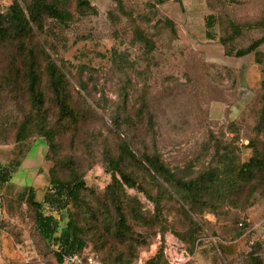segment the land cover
Masks as SVG:
<instances>
[{"label":"rangeland","instance_id":"1","mask_svg":"<svg viewBox=\"0 0 264 264\" xmlns=\"http://www.w3.org/2000/svg\"><path fill=\"white\" fill-rule=\"evenodd\" d=\"M56 1L69 13L68 22L46 17L42 38L38 35L37 40L43 43L44 39L53 59L69 70L73 86L82 83L87 89L78 86L81 97L71 90L76 111L83 112L85 120L78 127L75 149L70 131L60 137L56 166L46 158L45 138L16 142L26 114L33 112L28 86L19 79L24 64L32 60L34 36L0 44V122L4 125L0 134L1 139L14 142L0 147V161L28 158L24 170L31 175L35 173L31 160L40 156L36 165L42 168L34 174L37 186H31L36 201H43L53 170L57 178L69 177L67 160L74 156L87 188L84 198L93 203L99 217L109 210L115 218L110 203H103L113 178L106 155L116 151L119 143L112 118L119 112L122 120L128 115L135 120L134 128H125L134 148L158 154L179 178L197 177L212 166L217 145L228 147L240 164L253 157V144L262 147L258 125L264 112V42L244 56L237 53L264 36V0H163L158 5L123 0L124 9L113 0H91L97 13L81 10L77 0ZM12 3L0 0V9L6 12ZM166 18L176 22L178 38L167 28ZM139 32L153 41L150 54L145 42L135 40ZM41 62L44 68L46 61ZM252 64L260 67L259 86L247 81V66ZM43 79L41 90L48 97L45 75ZM46 108L51 124L62 128L64 122L54 115L57 108L50 102ZM121 137L125 139L122 133ZM128 168L138 173L140 185L153 198L162 195L163 200L158 209L138 188L126 187L122 192L145 217L143 223L134 222L137 244L135 249L123 248L124 264H146L160 247L164 249L160 264H264V182L246 185L239 197L220 200L194 214L169 186L175 201L168 200L142 167L129 164ZM28 188L7 189L0 195V264H59L58 247L42 237L28 208ZM96 237L87 231L86 251L104 258L116 251L99 252L90 241ZM106 238L115 241L112 235Z\"/></svg>","mask_w":264,"mask_h":264},{"label":"trees","instance_id":"2","mask_svg":"<svg viewBox=\"0 0 264 264\" xmlns=\"http://www.w3.org/2000/svg\"><path fill=\"white\" fill-rule=\"evenodd\" d=\"M113 1L124 9L123 0ZM162 1L149 0L147 3L158 5ZM77 4L81 10L88 8L94 13L98 12V8L91 0H77ZM46 17L54 18L65 24L68 22L69 13L61 9L56 0H13L6 12L0 9V44L8 39L15 40L16 38L22 42L25 35L34 36V40L31 42L33 49L30 59L32 60L28 65L24 64V73L19 79L28 86L30 93L28 102L33 112L26 114L27 119L19 129L16 142L19 143L32 136L45 138L49 145L46 158L50 157L51 160L55 161L56 166L62 149L60 137L65 136L70 131L72 134L71 145L75 149L78 127L85 120L84 113L76 111L71 90L81 97L78 86L85 92L87 89L82 83L73 86L74 84L68 75L71 74L69 70L65 65L53 59L44 44V39L43 43L37 40L40 32L44 30ZM211 18L213 17L208 20L209 26L212 24ZM164 21L167 28L178 38L176 22L171 18H166ZM135 40L140 43L145 42L147 54L154 50L153 41L149 40L144 33L139 32ZM263 42L264 36L237 54L244 56L253 50L255 51ZM115 54L118 55V52L115 51ZM37 57L39 59H36ZM42 59L46 61L44 68L41 67ZM43 75L46 76L48 89H50L48 97L41 90ZM4 85L6 87L8 83L5 82ZM261 86H264V82L261 83ZM48 102L57 108L54 115L58 120L64 122L62 128L51 124V116L46 108ZM139 113H141L139 114L140 117L143 112L140 111ZM18 122L19 120L16 123ZM134 122L135 120L130 115L122 120L121 112L112 118V125L115 128L113 132L119 139V143L116 151H109L106 155L107 169L112 173L113 178L107 187V201L103 204L110 203L114 209L115 218L111 217L109 210H106V217L104 214L99 217L93 203L84 198L83 191L87 188L83 175H81L79 167L74 161V156L67 160L69 162L67 167L70 168L68 178H57L55 170L52 171L51 186L45 193L43 201H36L34 189L29 186L26 203L34 214L37 229L42 237L58 247L55 254L59 264H67L71 257L81 256L88 252L85 250L87 231L92 232L93 236H97L95 240L90 241L96 244L99 252L110 254L116 249L107 258L93 253L101 264H119V262L124 264L123 248L131 246L130 249H135L137 231L134 222L143 223L145 217L141 215L132 201L124 198L122 192L126 187L138 188L155 201L158 209L163 197L161 195V199H159L160 196L153 198V195L143 185H140L142 179L138 173L129 170V164L142 167L156 181L159 189L166 192L168 200L175 201L168 190L171 188V191L176 192L194 214H201L204 210L214 207L216 202L220 200L225 202L239 197L246 185H251L258 180L264 182V112L260 116L258 125V134L263 137L262 147L259 148L258 144H253L255 153L249 162L244 164L236 162L228 147L221 148L220 145H217L213 165L191 179L179 178L176 172L170 169L158 154H146L136 150L134 141H130L129 136L125 133V128L129 130L135 127L133 126L135 125ZM3 126L0 122V129ZM121 133L125 139L121 137ZM12 143L14 142H10L8 139H1L0 134V146H8ZM73 152L76 154V151ZM20 165V161H15V159L8 164L0 162V195L4 190L17 189L11 180ZM106 206L108 207V205ZM73 207H75V211L68 213ZM46 208L49 212L46 211ZM62 222L65 224L63 225ZM100 224L103 226L102 229ZM191 225H195V223L191 221ZM107 235H112L115 241L107 239ZM191 236L193 237V235ZM163 257L164 249L160 247L157 255L149 259L146 264H160Z\"/></svg>","mask_w":264,"mask_h":264},{"label":"crops","instance_id":"3","mask_svg":"<svg viewBox=\"0 0 264 264\" xmlns=\"http://www.w3.org/2000/svg\"><path fill=\"white\" fill-rule=\"evenodd\" d=\"M247 81L250 84H254V86H259L260 85V81H261V71H260V67L257 64H252L250 66H247ZM244 89H241V92H244ZM1 147V146H0ZM40 160V156L36 155L33 156L32 160H31V164L33 167V172H37V170L41 169L42 167L40 165H36V161ZM46 160V159H44ZM2 164H8L10 161L8 162H4V161H0ZM27 162H28V158H23L20 163V167L14 172L13 174V178L11 180V182L17 187V189L22 188V187H29V186H37V177L33 174H29L27 173L24 168L27 167ZM30 162V161H29ZM45 167L47 165V163H44ZM43 165V166H44ZM29 167V165H28ZM37 169V170H36ZM37 175V174H36ZM39 185V183H38Z\"/></svg>","mask_w":264,"mask_h":264},{"label":"built area","instance_id":"4","mask_svg":"<svg viewBox=\"0 0 264 264\" xmlns=\"http://www.w3.org/2000/svg\"><path fill=\"white\" fill-rule=\"evenodd\" d=\"M67 264H101L95 254L87 252L83 255H75L68 259Z\"/></svg>","mask_w":264,"mask_h":264}]
</instances>
